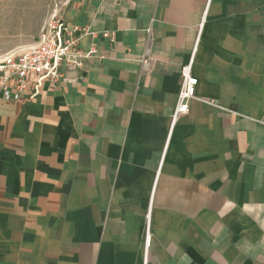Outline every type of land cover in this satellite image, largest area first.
<instances>
[{"label":"crops","instance_id":"crops-1","mask_svg":"<svg viewBox=\"0 0 264 264\" xmlns=\"http://www.w3.org/2000/svg\"><path fill=\"white\" fill-rule=\"evenodd\" d=\"M60 12L87 56L27 101L0 91V264H264V0Z\"/></svg>","mask_w":264,"mask_h":264},{"label":"built area","instance_id":"built-area-1","mask_svg":"<svg viewBox=\"0 0 264 264\" xmlns=\"http://www.w3.org/2000/svg\"><path fill=\"white\" fill-rule=\"evenodd\" d=\"M91 34L85 28L67 27L58 10L41 29L37 40L27 47L0 57V91L7 101L24 102L36 96L44 82L50 85L62 77V66L75 68L83 54L78 46L83 35ZM109 37V33L103 34ZM181 83L171 116L174 123L178 116L188 113L190 101L195 97L197 79L192 74V62L180 69ZM146 225H149L147 215Z\"/></svg>","mask_w":264,"mask_h":264},{"label":"rangeland","instance_id":"rangeland-1","mask_svg":"<svg viewBox=\"0 0 264 264\" xmlns=\"http://www.w3.org/2000/svg\"><path fill=\"white\" fill-rule=\"evenodd\" d=\"M64 0H6L0 3V57L33 44Z\"/></svg>","mask_w":264,"mask_h":264}]
</instances>
